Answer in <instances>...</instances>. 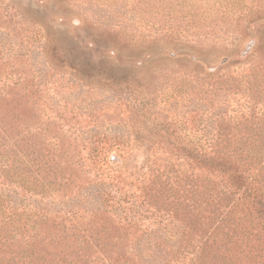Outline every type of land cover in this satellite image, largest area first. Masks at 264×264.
<instances>
[{
	"label": "rangeland",
	"instance_id": "374dc122",
	"mask_svg": "<svg viewBox=\"0 0 264 264\" xmlns=\"http://www.w3.org/2000/svg\"><path fill=\"white\" fill-rule=\"evenodd\" d=\"M110 53L121 75L105 68ZM138 65L153 69L136 75ZM210 68L230 80L217 94ZM123 78L153 97L148 123L129 118L130 89L107 91V79ZM23 94L40 100L21 109L37 134L8 158H23L41 181L58 180L42 204L53 216L76 211L66 224L71 240L97 241L105 255L135 264H175L180 225L161 217L176 209L174 197L162 203L160 190L153 205L131 207L153 172L177 180L173 190L184 194L185 120L191 140L207 110L244 112L264 132V0H0V98ZM89 143L123 146V164L116 151L110 156L119 179L97 169Z\"/></svg>",
	"mask_w": 264,
	"mask_h": 264
},
{
	"label": "trees",
	"instance_id": "16d2710c",
	"mask_svg": "<svg viewBox=\"0 0 264 264\" xmlns=\"http://www.w3.org/2000/svg\"><path fill=\"white\" fill-rule=\"evenodd\" d=\"M170 53L172 57L178 55L174 51ZM113 54H109V64L106 62L104 66L107 71L121 75L123 66L116 62L117 56ZM200 61L203 60L199 57L194 59L197 80L202 72L198 70ZM151 67L153 69V66L138 65L134 73L144 74ZM207 74L210 91L216 94L230 82L211 68ZM120 80L107 79V91L115 93L114 88L119 85L130 89L127 96L130 94L131 101L126 107L134 115L129 118L148 123L153 112V97L141 86L133 87L128 79ZM39 102L38 98L27 94L0 98V264H135L132 258L105 255L107 247L97 241L71 240L69 233H65L66 224L75 219L76 211L53 216L42 204L47 197H53L49 189L58 180L49 177L47 182V178L41 181L35 177L37 174L28 175L29 163L25 167L23 158H8L9 151L22 154L25 144L37 134V127L24 120L26 114L21 109ZM7 108L9 114H5ZM206 113L207 116L202 113L200 121L205 120L206 125L209 121V124L203 123L195 129V140H191L192 133L185 130L184 121V194L180 196L173 190L177 189L173 186L177 180L171 183L161 180L154 172L147 173L142 202L133 203L131 208L138 212L145 203L153 205L160 190L164 195L160 198L162 203L168 196L174 197L172 203L176 209H167L161 217L162 221L169 219L180 225L174 227L183 239L179 249L182 252L178 251L175 264H264V143H258L264 140V132L254 127L252 130L244 112L229 114L207 110ZM122 147L114 149L115 145L111 144L100 148L89 143L85 149L97 169L107 171L106 177L116 180L121 176L114 172L121 168L111 165L114 162L110 156L116 151L115 156L122 159L123 164L126 160L122 158L123 152L119 153ZM105 166L108 167L103 170ZM104 172H99L97 177L104 179ZM60 181V184L71 182L66 177ZM58 219L63 225L56 228L60 224ZM103 250L104 256H101Z\"/></svg>",
	"mask_w": 264,
	"mask_h": 264
}]
</instances>
